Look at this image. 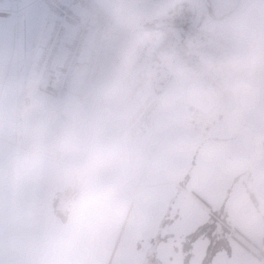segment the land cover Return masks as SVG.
Instances as JSON below:
<instances>
[{
  "label": "crops",
  "instance_id": "obj_1",
  "mask_svg": "<svg viewBox=\"0 0 264 264\" xmlns=\"http://www.w3.org/2000/svg\"><path fill=\"white\" fill-rule=\"evenodd\" d=\"M115 3L106 4L118 7ZM152 20L132 25L151 27L157 23ZM49 25L39 2L0 0V264H154L148 261L152 253L158 264H183L171 254L162 257L161 251L168 238L195 229L198 219L210 214L204 198L223 208L224 222L210 215L229 235V250L217 252L209 264H257L254 253L264 250V145L253 134L251 147L236 164L226 151L216 166L209 162L215 143L237 139L233 134L240 135L256 112L245 109L239 96L221 101L205 86L197 102H178L170 91L190 72L169 51L153 62L151 83L160 107L146 131L117 136L113 121L97 126L94 120L105 80L89 85L84 100L76 102L57 97L48 75L32 77L36 42ZM196 112L214 120L209 133L191 125ZM69 123L87 130L89 149L116 142L124 158L115 173L122 194L108 204V226L98 240L85 237L94 212L73 207L83 187L66 192L70 187L59 177ZM111 178L96 175L88 186L100 187ZM73 189L76 194L70 196ZM57 210L65 214L63 221ZM159 235L163 238L154 247Z\"/></svg>",
  "mask_w": 264,
  "mask_h": 264
},
{
  "label": "built area",
  "instance_id": "obj_2",
  "mask_svg": "<svg viewBox=\"0 0 264 264\" xmlns=\"http://www.w3.org/2000/svg\"><path fill=\"white\" fill-rule=\"evenodd\" d=\"M35 1L44 7L50 25L44 38L36 42L32 77L48 75L57 97H76L78 102L84 100L89 85L105 80L94 120L97 126L113 121L117 136L137 137L146 131L160 107V97L151 83L153 62L169 51L219 100L230 97L222 91L223 72L206 70L208 61L223 55L219 31L192 21L127 26L117 6L100 0ZM124 41L123 55L115 63ZM111 55L114 63L107 64ZM190 123L203 133H209L215 124L202 112L194 113Z\"/></svg>",
  "mask_w": 264,
  "mask_h": 264
},
{
  "label": "clouds",
  "instance_id": "obj_3",
  "mask_svg": "<svg viewBox=\"0 0 264 264\" xmlns=\"http://www.w3.org/2000/svg\"><path fill=\"white\" fill-rule=\"evenodd\" d=\"M256 4L257 0H231L226 13L228 20L220 36L223 55L206 64V70L225 74L222 91L229 96L236 97L248 91L247 78L254 70L256 57L264 52V9L257 8ZM87 144L88 134L83 126L66 125L59 177L70 188L83 187L73 207L94 212L85 237L98 240L108 226V204L122 194V185L115 173L122 168L124 158L116 142L98 150L89 149ZM101 172L112 178L100 187H89V181Z\"/></svg>",
  "mask_w": 264,
  "mask_h": 264
},
{
  "label": "rangeland",
  "instance_id": "obj_4",
  "mask_svg": "<svg viewBox=\"0 0 264 264\" xmlns=\"http://www.w3.org/2000/svg\"><path fill=\"white\" fill-rule=\"evenodd\" d=\"M107 2H109V0H107ZM107 2H105V4ZM115 4H117L118 8L124 13L127 19V26L153 18L160 20L167 17L174 18L176 15L185 17L186 14L194 24H205L209 28L222 33L228 20L226 13L227 9L231 6V0H153L146 3L116 0ZM256 6L259 9H264V0H257ZM185 10L187 13H185ZM112 63H114L113 55L109 56L107 60V64ZM108 75V72H106L105 78ZM188 75L189 78H186L182 83H179V85L174 84L170 91L171 96L176 98L180 103L186 101L197 102L199 98L201 99L207 92L198 78L192 76L190 73H188ZM224 77L226 79L225 74ZM247 79L249 85L248 91L239 95V99L244 107H246L245 109H251L256 112L257 118L255 117V119H251L247 124L242 125L243 127L240 135H237L238 133L235 135L233 134V138L237 137V139L231 138L229 140H220L215 143V152L212 155L214 159L209 160L212 166L219 164L216 159H218V156H220L222 152L225 153V151L228 158L231 159L230 161L236 164L238 156H242L244 151L251 147L248 145L252 142L251 138L253 134H257L259 137L258 143L264 145V52L256 57L254 70ZM70 98L78 102L76 97ZM32 105L36 106V103ZM92 149L98 150L97 147H93ZM261 151V158L264 159V150ZM235 167H237V165H235ZM261 174L264 175V172ZM201 202L202 205L210 211V214L216 215L224 222V217L222 215L223 208L211 203V201L205 200V198L201 200ZM210 214L207 215V217H205V215L204 219H198L197 222L202 224L208 221L212 216ZM170 216L172 221V212ZM217 222L219 225L220 222ZM182 224L183 221L180 222V225ZM185 224H190V221L184 223L183 226H186ZM222 227H224V225H222ZM222 227H218L214 232L219 234L218 237L227 239L229 235L228 233L222 232ZM194 230L195 229H191L190 227L184 235L177 236V238H168V242L163 245L161 256L164 257L167 256V254H171V256L181 258L182 262L184 258L188 256L186 260L188 264H200L207 251L208 239L205 236H199L194 241H189V234ZM162 238L163 235H159L153 241L154 247L161 242ZM173 245H175L174 249L172 248Z\"/></svg>",
  "mask_w": 264,
  "mask_h": 264
},
{
  "label": "trees",
  "instance_id": "obj_5",
  "mask_svg": "<svg viewBox=\"0 0 264 264\" xmlns=\"http://www.w3.org/2000/svg\"><path fill=\"white\" fill-rule=\"evenodd\" d=\"M185 13H187V11L185 10ZM174 20L177 21H181L182 22H188V16L185 14V17L182 18H173ZM154 22H158V21H169V18H162L160 20L158 19H154L152 20ZM118 60L115 59V63H117ZM187 176V175H186ZM71 188H67L65 191L67 192L68 190H70ZM72 195L70 196H75L76 192L75 189L72 190ZM56 211V209H55ZM57 214L59 215V218L61 221H63L65 219V214L63 212H60L57 210ZM218 220L211 216L209 218L208 221L198 225L195 230L189 234V241H194L195 239H197L199 236H205L208 239V244H207V251L205 256L203 257L202 261L200 264H209L212 260V258L215 256V254L217 252H219L220 250H229V244L226 238H222V237H218L219 234L215 233L214 231L216 229H218V227H222L223 224H219L218 225ZM222 232L224 233H228L227 229L225 227H222ZM234 237V236H233ZM236 238V237H234ZM237 240H239L238 238H236ZM255 257L257 259V264H264V250H260L258 253H254ZM187 258L188 256H186L183 260V264H188L187 263ZM149 262H152L154 264H158L157 263V258L155 256V253H152V255L149 256L148 259Z\"/></svg>",
  "mask_w": 264,
  "mask_h": 264
},
{
  "label": "water",
  "instance_id": "obj_6",
  "mask_svg": "<svg viewBox=\"0 0 264 264\" xmlns=\"http://www.w3.org/2000/svg\"><path fill=\"white\" fill-rule=\"evenodd\" d=\"M124 1H128V2H133V3H146V2H150V1H153V0H124ZM173 21H158L156 23L157 26H161V25H166V24H171ZM126 45V41H124L121 45V49L118 53V55L116 56V60H119L122 55H123V52H124V47ZM119 57V58H118ZM115 70V66L112 67V72Z\"/></svg>",
  "mask_w": 264,
  "mask_h": 264
},
{
  "label": "flooded vegetation",
  "instance_id": "obj_7",
  "mask_svg": "<svg viewBox=\"0 0 264 264\" xmlns=\"http://www.w3.org/2000/svg\"><path fill=\"white\" fill-rule=\"evenodd\" d=\"M179 13V12H178ZM177 16V15H176ZM173 19V18H172Z\"/></svg>",
  "mask_w": 264,
  "mask_h": 264
}]
</instances>
